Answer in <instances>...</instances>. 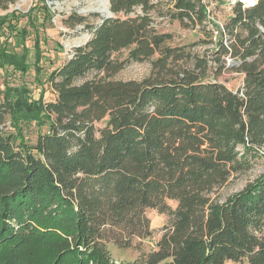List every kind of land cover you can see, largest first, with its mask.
<instances>
[{
  "label": "trees",
  "instance_id": "trees-1",
  "mask_svg": "<svg viewBox=\"0 0 264 264\" xmlns=\"http://www.w3.org/2000/svg\"><path fill=\"white\" fill-rule=\"evenodd\" d=\"M51 1L7 12L17 0H0L5 73L42 75ZM208 7L206 0L165 7L110 0L113 16L93 27L72 14L66 27L85 25L92 37L48 74L54 100L6 85L0 264H264V173L233 195L219 192L264 158V0L235 3L206 56L192 52L196 44L173 46L172 35L154 26L163 17L206 28ZM226 58L244 76L237 91L217 80ZM140 62L151 64V77L114 79ZM35 121L42 130L31 143L23 125ZM148 209L167 222L144 252L153 233ZM110 245L140 254L116 259Z\"/></svg>",
  "mask_w": 264,
  "mask_h": 264
},
{
  "label": "rangeland",
  "instance_id": "rangeland-1",
  "mask_svg": "<svg viewBox=\"0 0 264 264\" xmlns=\"http://www.w3.org/2000/svg\"><path fill=\"white\" fill-rule=\"evenodd\" d=\"M38 0H17L15 4L9 6L10 11H20L27 12ZM106 0H53L54 4H51L54 11L53 27H49L46 31V35H43V39H46V43L43 44V57L45 60L42 62L43 72L42 75H36L35 70L32 69L25 75L21 73L13 72L8 70L0 69V103L3 100L2 93L6 87L9 86H19L23 85L30 89L31 98L38 99L42 94H44V101L50 102L54 100L55 95L53 90L50 89L48 84L44 82L47 79L48 74L64 64L71 57L75 48L80 45H84L92 37V32L85 28V25L93 27L101 22L104 18L103 14L96 11V7L104 3ZM163 6L168 5L169 0H161ZM209 3L208 10L210 11V22L206 24V28L199 26H182L178 21H170L163 17H156L155 24L156 28L165 34L172 35L173 46H185V44H196L192 49V52L197 56H206L210 54V51L215 48L216 39L219 36L218 28H223L225 23L230 19L233 14L232 7L240 0H225L223 3L219 4L216 2ZM50 5V3H49ZM110 0H107V9H109ZM2 14V12H0ZM72 14H79L87 18L85 25H78L75 28H68L63 23L64 18H68ZM94 14H99L100 16H95ZM113 16V15H112ZM24 23V21L22 22ZM212 37V38H211ZM206 41V42H204ZM27 45L31 48L33 47V36L27 41ZM210 61H216L214 58H210ZM226 69L221 75L217 77V80L222 84L226 85L230 90L237 91L243 85V74L238 70L232 69L234 60L231 58H226L225 60ZM214 69L217 67V62L212 63ZM152 76L151 64L149 62L132 63L120 71L115 77L118 81H137L140 82ZM211 78H213V72H210ZM8 83V84H6ZM42 84V85H40ZM44 84V85H43ZM9 125L12 122L9 121ZM13 129V127H11ZM23 132L28 142H35L37 138V133L41 132L42 127L39 126L36 121L29 124L23 125ZM264 155V148L262 150ZM262 173H264V158L259 161L253 169L248 173L239 175L232 179L226 186L221 188L223 197H228L230 195L239 192L243 189L249 182L258 178ZM169 204L174 208L175 202H169ZM148 218L150 219L151 229L153 231L152 236L146 238L143 241L141 250L150 251L155 248L156 244L160 241L162 235V229L166 225L167 217L161 214L157 210L148 209L146 212ZM110 250L112 255L116 259L130 260L137 258L140 254L139 250L135 248L130 249H119L117 246L110 245Z\"/></svg>",
  "mask_w": 264,
  "mask_h": 264
},
{
  "label": "bare ground",
  "instance_id": "bare-ground-1",
  "mask_svg": "<svg viewBox=\"0 0 264 264\" xmlns=\"http://www.w3.org/2000/svg\"><path fill=\"white\" fill-rule=\"evenodd\" d=\"M240 1H242L243 3L247 4V3H249L252 0H240ZM107 8L108 7H107V0H106L104 3H102L98 7H96V11L101 13V14H104L105 11L107 10Z\"/></svg>",
  "mask_w": 264,
  "mask_h": 264
},
{
  "label": "water",
  "instance_id": "water-1",
  "mask_svg": "<svg viewBox=\"0 0 264 264\" xmlns=\"http://www.w3.org/2000/svg\"><path fill=\"white\" fill-rule=\"evenodd\" d=\"M242 2V1H241ZM243 3V2H242ZM255 3V2H254ZM254 3H252V4H254ZM52 4V3H51ZM251 5V4H250ZM103 17H106V18H108V17H112V13L110 12V10L109 9H107L106 11H105V13L103 14Z\"/></svg>",
  "mask_w": 264,
  "mask_h": 264
}]
</instances>
